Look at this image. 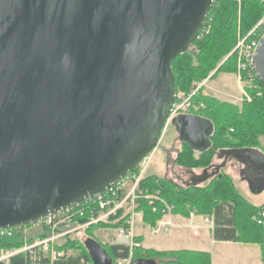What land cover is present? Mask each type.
I'll list each match as a JSON object with an SVG mask.
<instances>
[{
  "label": "water",
  "instance_id": "water-1",
  "mask_svg": "<svg viewBox=\"0 0 264 264\" xmlns=\"http://www.w3.org/2000/svg\"><path fill=\"white\" fill-rule=\"evenodd\" d=\"M214 2L0 0V229L75 205L152 153L175 97L171 61L198 38ZM251 68L264 88V33ZM171 125L192 149L210 148L207 118L184 113ZM251 151L260 153L221 150ZM225 160L190 172L185 185L220 175ZM249 188L264 191V179ZM83 246L92 264H113L94 238Z\"/></svg>",
  "mask_w": 264,
  "mask_h": 264
},
{
  "label": "trees",
  "instance_id": "trees-1",
  "mask_svg": "<svg viewBox=\"0 0 264 264\" xmlns=\"http://www.w3.org/2000/svg\"><path fill=\"white\" fill-rule=\"evenodd\" d=\"M264 15V0H215L210 9L204 27L190 48L171 61V69L175 80V93L186 94L191 90L193 80L207 77L218 66V71L232 72L236 69V52L233 48L238 37L247 34ZM232 52V53H231ZM253 73L254 80L244 76L245 88L251 96L250 101L235 104L221 101L211 96L199 93L193 98V103L203 102L200 112L210 120L213 126L210 135L212 147L221 145L245 148L259 145V137L264 136V88L260 80ZM210 76V77H211ZM210 148L203 159H195L192 153L181 151L177 162L186 165L207 164L206 158L212 153ZM212 176L204 185L179 186L167 178L145 176L140 182L141 188H160L161 196L174 205V212L187 214L188 207H192L200 214H207L213 219L212 238L215 241H231L244 244H256L260 249V258L264 264V227L257 222L262 205H254L246 201L233 188L229 176L219 172ZM188 206V207H187ZM139 208L143 210V222L152 225L160 218V213H152L146 202L139 201ZM122 210L109 217L107 221H99L91 226L119 227L125 225ZM119 217V218H118ZM90 214L76 216L73 222L84 223ZM118 218V219H117ZM11 234L0 236V244L5 248H14L22 244V236L16 227L11 228ZM46 234L39 235L40 238ZM33 238H29V242ZM141 241L140 236L135 237ZM57 248V247H56ZM58 249H73V253L63 255L59 259L50 261L48 252L40 247L30 252L12 255L7 263L0 264H92L87 251L78 239L67 238ZM106 252L113 261L128 255V246L113 244ZM169 257L162 262L173 264H210V254L204 251L169 250L158 251L137 247L133 250L132 259Z\"/></svg>",
  "mask_w": 264,
  "mask_h": 264
},
{
  "label": "rangeland",
  "instance_id": "rangeland-1",
  "mask_svg": "<svg viewBox=\"0 0 264 264\" xmlns=\"http://www.w3.org/2000/svg\"><path fill=\"white\" fill-rule=\"evenodd\" d=\"M264 16V15H263ZM262 16V17H263ZM261 17V18H262ZM260 20V19H259ZM251 31V30H250ZM249 31V32H250ZM249 32L247 34H245L243 37H246ZM242 38V37H241ZM247 38H250V35H248ZM232 53V52H231ZM237 61V59H236ZM236 69L235 71L232 72H226V71H218L217 73H215L213 76L212 73L214 71H216V69L218 68V66L212 71V73H210L207 77H205L204 79L201 80H193L191 82V89L197 85L198 83L201 82H205L198 90L197 92L194 93L193 97H192V103H193V98L198 95L199 93H202L203 95L206 96H211L214 97L218 100L221 101H227V102H231V103H235V104H241L243 101H250L251 100V96L248 93V91L246 90L245 86V82L246 80H244L245 78L243 77V75L241 76V79H238V72H237V65L235 64ZM211 76V77H210ZM250 82V81H249ZM177 94H181L180 92H178ZM202 103L203 107L200 108V110H203L205 108V105L203 102H199L198 104ZM206 109V108H205ZM192 114H197L199 115L200 112L198 111H192V109L189 111ZM177 133L174 129V127L171 125V123H167V126L163 129L162 133L160 134L159 138H158V145L157 147L152 151V153L149 155V163L145 169L144 172V176H154L157 178H165V174L168 173L165 171V168H172L174 171H176L177 174V178H181V181H177L175 179V176L173 175V173H168L166 174V178L168 177L169 179L172 178L173 180L177 181L178 183H180L179 186L185 185L186 182H190L191 176L189 175V173H187L186 171H190L193 172L195 174H201V172L203 171V169H207L209 165H211V163H221L223 159H217V157L215 155H213V153L208 154V156L206 158L209 159L207 160V164L205 166H201L200 165H186L183 164L182 162H175V164L172 166L170 163L167 164V154L165 153V149L167 151H172L169 156L170 157H174L175 156V150L174 148L171 149V146L174 145V147L176 149L180 148L182 149L183 147L179 145V143L177 142ZM228 146H225L224 144L221 145L220 147H212L213 151L216 150V152L218 151L219 148H225ZM230 147V146H229ZM251 148H255V149H259L261 151H264V136L259 137V145H256V147H251ZM232 160H228L227 164L225 166H223L222 168H220L218 170V173H222L224 175H227L230 177L233 188L236 190V192L242 196L246 201L254 204V205H262L264 204V191L261 192H255L252 189H250L247 186V183L245 181H243L239 174H238V168L232 165ZM174 167V168H173ZM138 167H135L127 176V180L123 185V189H127L129 188V186L132 183V180L130 177H133V173L137 172ZM170 169V170H172ZM172 170V171H173ZM166 172V173H165ZM190 176V177H189ZM167 178V179H168ZM211 177L207 178L206 180L200 182L197 185H204L206 184L209 179ZM168 179V180H169ZM185 179V180H183ZM155 189V188H153ZM153 189H149V191L153 190ZM160 189V188H158ZM161 191V189H160ZM191 210H193L194 208L190 207ZM125 209H122V215L124 214ZM142 210V209H141ZM194 217H189V211H187L186 215H183L181 213H179L181 216H185L187 217V219L191 220L192 218L198 217L200 219H202V222L207 226V231L206 230H202L203 233V237H201V239L197 240H189L188 242H186L185 245H189L190 247H196V248H202L205 247L207 248V250L209 251V254L212 256V264H218L220 262V264H227L226 262L223 261H216L217 255L221 256V254L223 252H225V249L228 248L229 250L226 252L232 253L235 256H237L238 254V250H244L240 245L235 244V243H239V242H234V243H211V238L212 236L209 235V229L212 231L211 226L209 223H205L203 221L204 217H210L207 214H200L197 212L196 209H194ZM143 211V210H142ZM86 214V213H85ZM84 214V215H85ZM82 215V216H84ZM76 217V216H75ZM74 217V218H75ZM73 218V219H74ZM119 218V217H118ZM117 218V219H118ZM107 219L109 218H105L104 220L107 221ZM72 220V219H71ZM86 222L84 223H78V222H68V223H61L58 224L57 227L54 230V234L58 236V238L56 240H54L53 244H56L54 247V250H58L60 252H62L63 255H68L73 253V249H68V250H62V249H58L59 246H61L64 241H66L67 238L70 239H78L82 244L83 241L86 237H92L94 238L104 249L108 248L110 246L109 242L111 241H115L116 238L115 236V230L114 227H99V226H91L89 228V226H85ZM87 224V223H86ZM95 224V223H92ZM45 224L42 222H38L35 224H29V225H25V226H20L17 227L16 229L18 231H20V235L22 236V244L18 247H14V248H5L3 246H1L0 244V252H6L10 249H15V248H22L25 244L29 243V238H40L39 235L41 234H46L45 236L41 237L40 239H45L46 237H50V235L53 233L50 231L49 228L44 226ZM214 226V224H213ZM263 226V225H262ZM190 227V233L193 236H197L199 235V232L195 234V231H197V227ZM264 227V226H263ZM116 228V227H115ZM135 232L138 233L139 231L142 233V239H141V246L144 249H148L147 247L151 248V249H155V250H162V251H169L171 249H164L167 247H171V246H180L179 245V241L178 243H171L167 240H165V237H161L160 235H150L149 234V229L147 226H144L142 228H140L139 226H135ZM107 229V230H106ZM264 229V228H263ZM172 230V228L163 233L164 235L169 233ZM100 234H98L97 233ZM5 236V235H3ZM102 236L106 237L105 240H101ZM103 239V238H102ZM213 239V238H212ZM104 241V242H103ZM178 244V245H176ZM244 245H248V244H244ZM251 245V246H250ZM249 246V250L252 251L253 253H255L256 256H259L258 252L260 251L259 246L256 244H250ZM57 247V248H56ZM84 247V246H83ZM242 249H241V248ZM41 248V247H40ZM238 248V250H237ZM240 248V249H239ZM43 250V249H42ZM46 253L48 252L49 254V258L52 259V255H51V249H47V250H43ZM106 251V250H105ZM169 257H165V258H160V256L158 258H156V261L158 263L162 262L164 259H168ZM242 258V257H239ZM245 258V257H243ZM51 261V260H50ZM211 264V263H210Z\"/></svg>",
  "mask_w": 264,
  "mask_h": 264
},
{
  "label": "built area",
  "instance_id": "built-area-1",
  "mask_svg": "<svg viewBox=\"0 0 264 264\" xmlns=\"http://www.w3.org/2000/svg\"><path fill=\"white\" fill-rule=\"evenodd\" d=\"M263 33L264 16L249 32L248 35H250V38H247L248 35L242 38L238 37L237 42L232 50V52H236L238 79H241V76L244 74V76L249 81L254 80L253 73L250 71L251 59L257 42ZM204 83V81L198 83L186 94L175 93L174 101L172 103L164 128L167 126L168 122L171 123V120L179 114L191 113L189 112L191 109L199 110L201 107H203L202 103H192V97ZM149 158L150 157L148 155L137 165V172L133 173V177H130L133 180L129 188L125 190L123 189V185L127 180V174L123 179L109 186L105 190L98 192L93 196H89L75 205L48 214L40 220L21 225L22 227L31 223L35 224L38 222H43L45 224L44 226L49 228L53 233L50 235V237H46L45 239L35 238L28 244H25L22 248H15L6 252H0V263H7V260L10 256L22 252H30L36 247H41L43 250L51 249V262L59 259L63 256V254L58 250H54L56 244H53L54 240L58 238V236L54 234V230L58 224L63 222H72L75 216H82L85 213H89L90 218L86 222L87 224H84L87 226L99 221H106L104 220L105 218L114 216L119 210L125 209V212L122 216V218L124 217L125 225L115 228V236L127 244L128 255L124 258L117 259L116 264H130L132 261L133 250L137 247H141L140 241L135 240V237L138 236V233L135 232V226L140 227L142 224H144V222L142 223L143 211L139 208V201H145L147 206L150 207L152 213H160V218L157 219L154 224H144L148 227L150 235L163 234L175 226L172 220V215L175 214L174 205L167 202L161 196L160 189L155 188L149 191L148 188L140 187L141 180L145 178L144 172L149 163ZM188 211L189 217L195 216L194 209L191 210L190 207H188ZM203 221L205 223H209L211 229H213V219L211 216L204 217ZM257 222L264 226V208H262V210L259 212V218L257 219ZM191 227L194 226L191 225ZM10 232L11 228L0 229V236L10 235ZM196 233H198V230L195 231V234Z\"/></svg>",
  "mask_w": 264,
  "mask_h": 264
},
{
  "label": "crops",
  "instance_id": "crops-1",
  "mask_svg": "<svg viewBox=\"0 0 264 264\" xmlns=\"http://www.w3.org/2000/svg\"><path fill=\"white\" fill-rule=\"evenodd\" d=\"M172 220H173L175 226L172 228V230L169 233H167L165 235L164 234H160V236L161 237L167 236V239H166V237L164 239L169 241V242H171V243H174V242L178 243V241H179V245L180 246H175V247L171 246V247H167V248H164V249L204 251V252H208L209 253V251L205 247L196 248V247H190L189 245L183 246L189 240H197V241H199L198 239H201V237H203L202 236L203 235L202 230L204 229V230L207 231V228H206L207 226L202 222V219H200L199 216L189 220V219H187V217L181 216L179 213H175V214L172 215ZM142 223H143V221H142ZM191 225L197 227L199 235L193 236L190 233V227L189 226H191ZM144 226H146V225L142 224V226H140V228H142ZM136 229H138V228H136ZM114 230H115V227H114ZM97 233H98V231H97ZM141 235H142V233L139 231L137 237L140 236V238L142 239ZM209 235L212 236V231L210 229H209ZM102 238H101V240H105L106 239V237H104V236H102ZM212 242L213 243L218 242L220 244L221 243H234V242H231V241H215V240H213L211 238V243ZM140 243H141V241H140ZM109 244L110 245L119 244V245L127 246V244L125 242L121 241V239H116L115 241H111V242H109ZM235 244L240 245V243H235ZM176 245H178V244H176ZM248 245H250V244H248ZM248 245H244V243H241V246H242V248L244 250L243 251L242 250H238V248H237V250H238L237 256H235L232 253L226 252V251L229 250L228 248H226L225 252H223L221 254V256L217 255L216 261H223V262H226L227 264H262V261H261V258H260V251L258 252L259 256H256L255 253H253L252 251H250L248 249L249 248ZM147 248H149V247H147ZM239 257H242V258H239ZM243 257H245V258H243ZM212 260H213L212 256L210 255V263L211 264H212ZM112 261H113V259H112ZM116 261H113V264H116ZM218 264H220V262Z\"/></svg>",
  "mask_w": 264,
  "mask_h": 264
},
{
  "label": "flooded vegetation",
  "instance_id": "flooded-vegetation-1",
  "mask_svg": "<svg viewBox=\"0 0 264 264\" xmlns=\"http://www.w3.org/2000/svg\"><path fill=\"white\" fill-rule=\"evenodd\" d=\"M176 140L179 143V145L182 146L183 148L182 149H180V148L176 149L174 147V145L171 146V149L174 148V150H175V156L174 157L169 156V154L172 152L171 150L167 151L165 149V153L168 155L167 156V159H168L167 164L170 163L172 166L175 164L176 159H178V156H179L181 151L185 150V151L192 153V155L195 157V159H203L202 156L206 155L208 150L212 147V146H210V148L206 149L203 152H198V151L192 149L186 143L181 142L178 138ZM233 148H237V147H231V146L229 147L228 146V147H225L222 149L219 148L217 152H216V150L213 151L212 149H211V151H212L213 155H215L217 157V159H223V160L226 159L224 166L227 164L228 160H232L233 161L232 165L238 168V174H239L240 178L247 183V186L249 187V185H250L252 187H254V186L256 187L262 181V179H264V166H255L254 164H256L257 162L254 159H264V151L257 149V150H259V152L261 154L260 153L257 154L255 152L251 151V152H246V154L240 155L238 157L226 156L225 153L221 152V150H223V149L227 150V149H233ZM240 148H242V147H240ZM245 148H251V147H245ZM237 159H240V160H237ZM218 164H220V163H218ZM215 165H217V163H211V165L208 166L207 174H209L210 172H212L214 170ZM170 169H172V168H170V167L165 168V171L168 173H170V172L173 173V175L175 176V179L177 181L178 180L181 181L180 177L177 178L178 173L176 171H174L173 169H172L173 171ZM186 172L189 173V175H190V171H186ZM168 173H166V174H168ZM166 174L164 176L165 178L167 176ZM169 180H171L172 182H174L177 185H180V183L173 180L172 178H170ZM183 180H185V179H183Z\"/></svg>",
  "mask_w": 264,
  "mask_h": 264
},
{
  "label": "bare ground",
  "instance_id": "bare-ground-1",
  "mask_svg": "<svg viewBox=\"0 0 264 264\" xmlns=\"http://www.w3.org/2000/svg\"><path fill=\"white\" fill-rule=\"evenodd\" d=\"M150 161V160H149Z\"/></svg>",
  "mask_w": 264,
  "mask_h": 264
}]
</instances>
